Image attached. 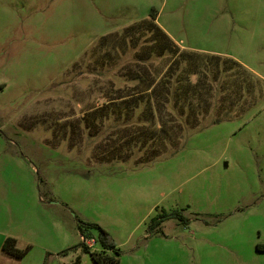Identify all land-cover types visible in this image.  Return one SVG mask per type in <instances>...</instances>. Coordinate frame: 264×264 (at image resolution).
Wrapping results in <instances>:
<instances>
[{
  "label": "rangeland",
  "instance_id": "374dc122",
  "mask_svg": "<svg viewBox=\"0 0 264 264\" xmlns=\"http://www.w3.org/2000/svg\"><path fill=\"white\" fill-rule=\"evenodd\" d=\"M153 10L206 81V113L136 164L129 104L110 100L171 59L153 26L129 28ZM163 209L187 222L151 229ZM86 222L120 264H264V0H0V234L31 246L0 264H96Z\"/></svg>",
  "mask_w": 264,
  "mask_h": 264
},
{
  "label": "trees",
  "instance_id": "16d2710c",
  "mask_svg": "<svg viewBox=\"0 0 264 264\" xmlns=\"http://www.w3.org/2000/svg\"><path fill=\"white\" fill-rule=\"evenodd\" d=\"M143 26H153L154 33L160 37L159 41L151 46L154 51L161 56L169 53L171 59L159 71L151 69L138 74L131 72L130 81L134 82L130 83V93L110 100L117 108L129 104V108H126L129 112L128 124H132L129 122L134 120L135 128L138 129L135 131L128 126L126 150L140 152V150L146 149L136 157V164L151 162L160 156L177 151L186 136L200 127L199 121L201 118L204 119L206 113L205 101L200 100L197 91L199 89L198 81H202L203 78L194 72V68L192 70V59H187L184 52L180 51V46L155 22L154 10L150 16L136 20L129 28ZM119 110L123 111L124 109L119 108ZM139 132L141 133L139 134ZM171 144L174 148L172 150H170ZM126 152L129 154V151ZM127 154L126 158L129 157ZM167 216H176L183 223L187 222L181 211L175 210L169 213L163 209L155 217H152L150 228L159 226L162 219ZM85 225L98 229L97 237H90H94L103 246L102 250L97 251L91 249V246L85 241L82 242L84 250L91 254L95 263L120 264L118 256L107 252L112 248L116 254L120 252L109 235V231L97 222H86ZM80 230V234L86 238L87 235H85L83 227H80ZM30 247V245L24 248L19 247L18 239L9 235L4 239L1 248L2 251L13 257L22 258ZM74 264H79L78 258Z\"/></svg>",
  "mask_w": 264,
  "mask_h": 264
},
{
  "label": "crops",
  "instance_id": "0c3cea01",
  "mask_svg": "<svg viewBox=\"0 0 264 264\" xmlns=\"http://www.w3.org/2000/svg\"><path fill=\"white\" fill-rule=\"evenodd\" d=\"M9 236V235H5L4 233H1L0 234V257H2L3 253H2V245H3V242H4V239ZM14 237V236H13ZM2 264H5V263H2Z\"/></svg>",
  "mask_w": 264,
  "mask_h": 264
},
{
  "label": "built area",
  "instance_id": "2783aa9c",
  "mask_svg": "<svg viewBox=\"0 0 264 264\" xmlns=\"http://www.w3.org/2000/svg\"><path fill=\"white\" fill-rule=\"evenodd\" d=\"M84 241H85L88 245L92 246L93 243L95 242V239H94L93 237H90V238L86 237V238L84 239Z\"/></svg>",
  "mask_w": 264,
  "mask_h": 264
}]
</instances>
